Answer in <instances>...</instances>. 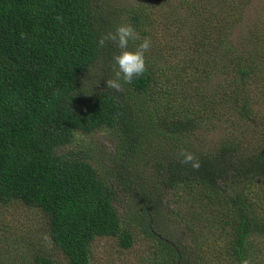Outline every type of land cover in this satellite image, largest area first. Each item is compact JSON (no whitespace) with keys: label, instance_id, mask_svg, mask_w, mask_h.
Wrapping results in <instances>:
<instances>
[{"label":"trees","instance_id":"16d2710c","mask_svg":"<svg viewBox=\"0 0 264 264\" xmlns=\"http://www.w3.org/2000/svg\"><path fill=\"white\" fill-rule=\"evenodd\" d=\"M111 1L0 0V207L37 210L51 249L50 255L48 245L44 252L30 240L20 262L2 264H93L96 239L130 249L136 231L160 243L153 264H264V116L253 107L260 94L264 103V12L235 37L254 0H176L166 8L168 0H143L119 12ZM125 18L151 38L158 55L155 62L145 53L146 73L117 91L105 82L114 78L112 57L120 49L112 42L98 47L97 40ZM98 64L100 91L86 97L83 81ZM177 81L188 90L182 101L170 91ZM224 117L226 127L241 129L239 136L209 151L183 142L200 123ZM98 130L116 133L120 166L140 167L136 162L148 153H165L163 160L154 158L160 184L135 189L141 213L124 222L115 191L92 163L63 150L77 133ZM182 151L200 168L181 163ZM147 180L137 181L148 186ZM156 187L190 199L187 216L199 232L188 231L206 237L200 250L189 254L156 235Z\"/></svg>","mask_w":264,"mask_h":264},{"label":"rangeland","instance_id":"374dc122","mask_svg":"<svg viewBox=\"0 0 264 264\" xmlns=\"http://www.w3.org/2000/svg\"><path fill=\"white\" fill-rule=\"evenodd\" d=\"M141 1L143 0H112L109 5L111 7L113 6L116 11L119 12L121 7L131 8L135 5H139ZM214 1L215 0H207L209 3H214ZM172 3H176V0L165 1L164 7L166 8L168 4ZM262 12H264V0H254L246 9L243 22L239 26H236L235 37L243 31L245 28L244 26L247 25L256 14H262ZM157 28L159 30L157 34L160 36L161 33L163 34L164 30L161 26ZM166 40L167 38L164 40L159 39L160 48ZM146 54H148L150 59L155 62L157 61L158 53L155 46H152ZM160 62L161 60L157 63ZM160 65H162V63ZM83 82L86 89H88L86 97L93 96L100 91V64L88 74ZM159 85H161V82H159ZM173 86H175V88ZM190 86V84L186 85V87ZM153 91L150 96V102L153 98L157 99V89ZM170 91L172 93V98L182 101L188 90H184L182 84L177 81L176 85H172ZM144 105L148 104L145 102ZM253 107L254 112L262 120V116H264V103H262L261 94L260 100L258 99ZM226 119L228 118L224 117L223 120L220 119L218 121L214 119V121L210 123L199 122L200 127L193 132L190 138L182 139L183 142H187V144L194 149L209 151L213 147H216L225 137L231 134L239 136L242 132L241 129L237 128V126L232 128V125L226 127L227 123H223ZM245 129L246 127L242 130L245 131ZM255 131L257 133L254 135L261 140L259 143L262 145V135L258 133L261 130L256 129ZM245 134L246 132L242 134L240 139L245 137ZM116 139V133L111 130H98L89 135H80L77 133L74 137V141L65 146L63 150L76 152L78 153L76 155L92 163L98 175L104 178L107 184L115 191V208L121 220L124 222L128 216L135 217L139 216L141 213L139 207H141L142 204H139L133 196L135 189L143 188L146 191H151L155 185L160 184V181H157L158 179H155L153 176L157 173L154 158L162 159L165 153L161 152L156 154V151L150 154L148 153L142 160L136 162V164H140V167L133 166L130 163L120 166L118 164L120 161L116 157ZM153 141L158 142L157 139H153ZM162 145L165 146V143ZM161 148L163 149V146ZM158 150L162 151L160 149ZM147 178L148 180L146 182L148 186L140 182ZM138 179H140L139 182L137 181ZM127 183L130 184L128 187L126 186ZM158 190V206L161 207V212L157 219V226L155 225L156 235L168 241L179 243L183 249H189V254L190 252L193 253V250H200L202 241L206 237H201L200 235L199 237L197 232L188 231V229L193 226L199 232L196 227V222L192 221L190 217L187 216L192 206L190 199H188L184 192L175 190V188L169 190L158 188ZM194 206L195 204L193 208ZM135 235L134 245L130 249L120 248L115 239H96L91 245V258L93 264H153V260L160 256V243L155 239L143 237L137 231ZM30 240L38 243L43 251L48 245L47 234L41 214L35 209L28 208L18 203L0 207V264H2L3 259L8 262L10 260L20 262L18 258L24 256V251L26 249L25 244ZM48 249L51 255L49 245ZM203 250L209 251V248L204 246ZM27 253L31 254L32 251L27 250ZM8 262H6V264H9Z\"/></svg>","mask_w":264,"mask_h":264},{"label":"clouds","instance_id":"9594fccd","mask_svg":"<svg viewBox=\"0 0 264 264\" xmlns=\"http://www.w3.org/2000/svg\"><path fill=\"white\" fill-rule=\"evenodd\" d=\"M62 21L61 17H56ZM139 41L134 50H128L130 42ZM106 42H112L120 49L118 54L112 57L114 78L108 79L105 83L108 88L121 90L124 84L133 83L134 79L141 78L147 71L145 53L152 47L150 37H142L136 28L128 22L127 18L113 32L103 35L97 40L98 47H104ZM183 157L181 163L191 164L193 169H199L201 164L193 154L181 152Z\"/></svg>","mask_w":264,"mask_h":264}]
</instances>
